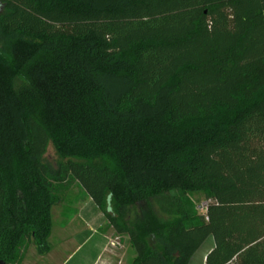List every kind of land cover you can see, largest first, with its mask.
<instances>
[{"label":"trees","instance_id":"16d2710c","mask_svg":"<svg viewBox=\"0 0 264 264\" xmlns=\"http://www.w3.org/2000/svg\"><path fill=\"white\" fill-rule=\"evenodd\" d=\"M74 181L133 264H264V0H0L1 260Z\"/></svg>","mask_w":264,"mask_h":264},{"label":"rangeland","instance_id":"374dc122","mask_svg":"<svg viewBox=\"0 0 264 264\" xmlns=\"http://www.w3.org/2000/svg\"><path fill=\"white\" fill-rule=\"evenodd\" d=\"M46 157L50 163L56 164L58 158L52 144L48 146ZM64 195L63 201L54 206L51 210L53 226L49 239L52 244V248L54 249V252L61 251V256L58 260L62 259V261H64V258H67L69 254H72L74 258L69 264H92V255H89V257L84 259L85 255H83V252L76 255L73 250L93 230H97L98 228L104 230L105 228L107 229L111 226L103 212L94 204L78 182H72L70 187L64 192ZM193 199L198 205L199 212L201 214H205L207 201L204 196L197 194L193 196ZM70 222L73 223L69 225ZM67 225H69V227H65ZM110 230H113V233L120 237L122 244L130 245L128 237L117 235L112 227ZM65 236H71L68 241V249L62 248V242ZM205 245L206 246L204 247H207V244ZM203 250H205V248ZM39 257L40 255L36 253L34 246L31 245L23 260L24 264H38L37 261ZM39 264H56V262L50 263L45 262V260L42 262L41 260Z\"/></svg>","mask_w":264,"mask_h":264},{"label":"crops","instance_id":"0c3cea01","mask_svg":"<svg viewBox=\"0 0 264 264\" xmlns=\"http://www.w3.org/2000/svg\"><path fill=\"white\" fill-rule=\"evenodd\" d=\"M71 223L73 222H70L69 225ZM69 225L65 227H69ZM110 228L111 227L107 229L105 228L104 230H102L101 228L100 230L98 228L97 230H93L92 232H90V234L86 236L84 240L76 246V248H74V253H76L77 255L78 253L83 252V255H85L84 259L89 257V255H92V264H133V248L130 245L122 244V242L120 241V237L116 236L113 233V230L111 231ZM69 238H71V236H65L63 238V249L69 248ZM205 244H207V247H204L206 245H203L194 255L190 264H206V256L208 252L213 248L214 241L212 238H210ZM202 248H205V250H203ZM60 256L61 251L54 252V249L52 248L50 252L45 255V257L40 256L37 263L39 264L41 260L42 262L43 260H45V262L50 263L56 262V264H69L74 258L72 254H69L67 258H64L65 260L63 259L64 261H62V259L58 260ZM22 264H24V261H22Z\"/></svg>","mask_w":264,"mask_h":264},{"label":"water","instance_id":"95a60500","mask_svg":"<svg viewBox=\"0 0 264 264\" xmlns=\"http://www.w3.org/2000/svg\"><path fill=\"white\" fill-rule=\"evenodd\" d=\"M0 264H6L5 261L0 259Z\"/></svg>","mask_w":264,"mask_h":264}]
</instances>
